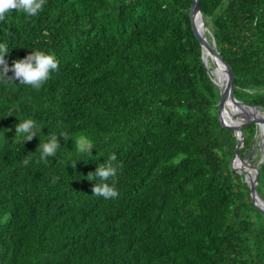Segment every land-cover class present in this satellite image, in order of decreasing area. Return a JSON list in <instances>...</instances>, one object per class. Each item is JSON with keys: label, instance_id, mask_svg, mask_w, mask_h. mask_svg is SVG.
Returning <instances> with one entry per match:
<instances>
[{"label": "trees", "instance_id": "trees-1", "mask_svg": "<svg viewBox=\"0 0 264 264\" xmlns=\"http://www.w3.org/2000/svg\"><path fill=\"white\" fill-rule=\"evenodd\" d=\"M192 3L46 0L36 16L5 14L9 66L35 50L59 63L39 89L0 79V264H264V162L248 172L259 127L224 114ZM200 6L234 96L264 110V0ZM29 118L40 131L24 140ZM52 134L60 147L38 162ZM81 135L91 157L76 152ZM111 154L122 167L105 199L87 174Z\"/></svg>", "mask_w": 264, "mask_h": 264}, {"label": "clouds", "instance_id": "clouds-1", "mask_svg": "<svg viewBox=\"0 0 264 264\" xmlns=\"http://www.w3.org/2000/svg\"><path fill=\"white\" fill-rule=\"evenodd\" d=\"M46 3V0H0V21L5 19V14L13 9L23 12L27 17L38 15ZM259 17H257L258 21ZM257 21H253L255 24ZM9 52L6 43H0V79H18L21 84L31 85L39 89L49 78L53 71L58 70V60L56 57L42 50L30 51L22 59H15L11 66L5 60V55ZM11 71L13 76L9 77L7 73ZM16 135L23 136L24 140H31L40 131L39 126L32 119L19 120L16 124ZM67 140L69 136L62 134ZM72 138V137H71ZM73 139V138H72ZM74 140L76 152L79 154H88L91 157V150L94 147L91 140L84 135L76 137ZM60 143L57 135H49L46 140H41L36 151L39 152L38 162L47 163L48 157L55 156ZM115 154L109 155L108 159L98 164L94 172L87 174L89 181H97L92 189V194L105 199L116 198L118 190L116 188L118 169L122 165L116 164ZM25 166L30 163V158L23 160ZM75 167V164L73 165ZM59 178L53 177L55 183Z\"/></svg>", "mask_w": 264, "mask_h": 264}, {"label": "water", "instance_id": "water-1", "mask_svg": "<svg viewBox=\"0 0 264 264\" xmlns=\"http://www.w3.org/2000/svg\"><path fill=\"white\" fill-rule=\"evenodd\" d=\"M191 17L203 47V54H202L203 61L207 66L208 73L211 76L212 80L220 88L221 104H223V108L227 115V118L232 122L238 124L253 120L257 123L259 127V136H260L259 149L262 153V159L257 164L258 167L260 163L264 162V117L260 118V116L257 115V113L250 112L248 109H251L253 111H258L263 114H264V110H261V108L257 107L256 105L245 103L234 96L232 92L230 80L228 78V74L225 68L224 60L221 56L220 51L216 47V42L214 40V37L212 33H210L212 37L210 41L206 34L209 28L206 26L205 23V18L200 6V0H193L191 7ZM206 54L214 61L215 63L214 68H211L210 65L208 64ZM214 70L220 72L219 75L222 76L221 83H220L221 77L218 75V73L217 75H214ZM230 103L234 105H238L241 109L236 110V112H233L231 109H229Z\"/></svg>", "mask_w": 264, "mask_h": 264}, {"label": "rangeland", "instance_id": "rangeland-1", "mask_svg": "<svg viewBox=\"0 0 264 264\" xmlns=\"http://www.w3.org/2000/svg\"><path fill=\"white\" fill-rule=\"evenodd\" d=\"M210 66H211V68L215 67V63H214V61L211 58H210ZM261 110H263V109H261ZM258 137H260L259 133H258ZM257 144L259 145V139L257 140ZM258 150H259V152L254 154V160L252 161V163H250V166H249V171L248 172H249L250 175H252L255 172L257 164L262 159V153H261L260 149H258Z\"/></svg>", "mask_w": 264, "mask_h": 264}, {"label": "bare ground", "instance_id": "bare-ground-1", "mask_svg": "<svg viewBox=\"0 0 264 264\" xmlns=\"http://www.w3.org/2000/svg\"><path fill=\"white\" fill-rule=\"evenodd\" d=\"M206 57H207V62H210V57L206 54ZM217 73H218V75L220 74V72H218L217 70H214V75H217ZM220 77H221V81H220V83L222 82V76L221 75H219ZM229 109H231L233 112H236V110H239V109H241L238 105H234V104H232V103H230V105H229ZM250 112H254V113H257V115H259L260 116V118H263L264 117V114L263 113H261V112H258V111H253V110H251V109H248ZM224 114L226 115V113H225V111H224ZM227 116V115H226Z\"/></svg>", "mask_w": 264, "mask_h": 264}]
</instances>
